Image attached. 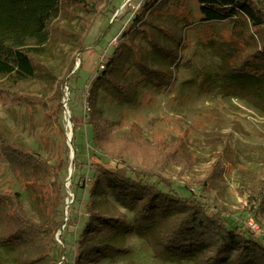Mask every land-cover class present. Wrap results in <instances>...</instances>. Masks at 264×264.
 Listing matches in <instances>:
<instances>
[{
	"label": "trees",
	"instance_id": "trees-1",
	"mask_svg": "<svg viewBox=\"0 0 264 264\" xmlns=\"http://www.w3.org/2000/svg\"><path fill=\"white\" fill-rule=\"evenodd\" d=\"M191 1L201 24H229V40L218 41L220 46L215 49V71L197 77L204 92L236 96L264 110V0ZM105 3L116 9L115 0ZM66 6L84 12L97 9L91 0H0V78L35 76V54L49 41L51 23ZM172 6V14L177 13L173 15L175 24L183 19L187 26L191 24L182 12V0H143L116 37L101 70L89 80L82 100L83 114L71 115L74 199L68 208L67 225L77 223L81 206L88 214L73 238L71 258L66 252L59 264L122 256L126 252L124 241L131 232L162 261L264 264L263 234L252 231L242 220L213 211L187 186H178L159 172L128 165L125 155L142 144L140 132L122 114L113 118L107 115L133 104L145 89L170 86L174 76L150 68L144 60L150 53L161 52L170 63L179 62L176 46H181L180 40L165 26L150 21L151 17H166ZM159 34L175 46L158 44L157 39L163 40ZM140 42L144 45L139 46ZM60 108L58 103L57 110ZM0 151L17 179L23 181L41 216V221L35 222L25 215L20 192L0 190V246L32 250L47 257L50 264H57L61 245L55 235L63 225L64 207L62 157L50 166L1 133ZM79 156H85L87 162H80ZM111 160L116 163L114 168L107 166ZM108 194L133 213L131 219L109 217L101 211V202ZM261 207L257 202L253 209L259 211Z\"/></svg>",
	"mask_w": 264,
	"mask_h": 264
},
{
	"label": "rangeland",
	"instance_id": "rangeland-1",
	"mask_svg": "<svg viewBox=\"0 0 264 264\" xmlns=\"http://www.w3.org/2000/svg\"><path fill=\"white\" fill-rule=\"evenodd\" d=\"M91 1L97 8L94 12L66 6L52 21L49 41L35 54L34 77L0 78V133L13 145L50 166L60 157L65 164L63 225L55 235L61 245V259L57 264L66 252L71 258L73 238L88 214L87 208L81 206L77 223L67 225L68 208L74 199L72 178L66 186L71 166L66 144L68 133L72 135L71 115L83 114L82 100L89 80L101 70L103 61L116 45V37L133 19L143 0L126 4L112 22L123 0H115L116 9L106 5L105 0ZM183 4L182 12L191 21L188 26L185 19L175 24L174 6L169 8L166 17L150 19L154 25L165 26L181 43L176 46L180 57L177 64L170 63L161 52L150 53L144 60L150 68L171 73L174 78L170 86L145 89L133 104L107 115L113 118L122 114L124 120L140 132L142 144H136L125 155L128 165L159 172L162 178L187 186L213 211L242 220L245 226L251 219L258 229L248 227L264 235V110L236 96L204 92L197 77L206 71H215L218 62L215 49L220 46L218 41L229 40V24H201L193 2L182 0ZM150 31L155 35L153 28ZM159 37L163 36L159 34ZM157 40L161 46H175L164 37ZM65 102L70 129L64 116ZM58 103L60 110H57ZM78 159L87 162L85 156ZM107 166L114 168L116 163L111 160ZM3 189L20 192L25 215L35 222L41 221L23 181L17 179L0 151V190ZM257 202L262 203L259 211L253 209ZM101 205V211L109 217H132L133 213L114 200L112 194H108ZM123 246L126 252L122 256L111 260L100 257L85 264H189L156 258L150 246L133 232L126 237ZM0 264L50 263L47 257L32 250L0 246Z\"/></svg>",
	"mask_w": 264,
	"mask_h": 264
},
{
	"label": "water",
	"instance_id": "water-1",
	"mask_svg": "<svg viewBox=\"0 0 264 264\" xmlns=\"http://www.w3.org/2000/svg\"><path fill=\"white\" fill-rule=\"evenodd\" d=\"M128 1L129 0H123L121 5L118 7L116 13L113 15L111 22L115 19V17L117 16L118 12L128 3ZM63 109H64V106H63ZM67 119H68V122H70V117H68V118L65 117L66 122H67ZM71 131H72V126H71ZM66 144H67V146H68V148L70 150V160H71V166L72 167H71V172L68 171V178H71L73 170H74V147H73V144H72V135H71L70 138L66 137Z\"/></svg>",
	"mask_w": 264,
	"mask_h": 264
},
{
	"label": "bare ground",
	"instance_id": "bare-ground-1",
	"mask_svg": "<svg viewBox=\"0 0 264 264\" xmlns=\"http://www.w3.org/2000/svg\"><path fill=\"white\" fill-rule=\"evenodd\" d=\"M132 1H133V0H129L128 3L132 2ZM122 2H123V1H122ZM128 3H127V4H128ZM64 116H65L66 118L69 117V110H68V108H67V102H66L65 105H64ZM67 128L70 129V123L68 122V119H67ZM68 137L70 138V134H69V133H68ZM71 167H72V166L69 167V170H68L69 172H71ZM70 180H71V178H67V180H66V186L69 185Z\"/></svg>",
	"mask_w": 264,
	"mask_h": 264
},
{
	"label": "built area",
	"instance_id": "built-area-1",
	"mask_svg": "<svg viewBox=\"0 0 264 264\" xmlns=\"http://www.w3.org/2000/svg\"><path fill=\"white\" fill-rule=\"evenodd\" d=\"M248 226L251 228V229H258V227H257V224L253 221V220H249L248 221Z\"/></svg>",
	"mask_w": 264,
	"mask_h": 264
}]
</instances>
